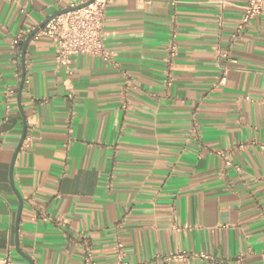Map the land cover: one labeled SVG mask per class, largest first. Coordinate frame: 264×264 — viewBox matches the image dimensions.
Wrapping results in <instances>:
<instances>
[{
    "label": "crops",
    "instance_id": "1",
    "mask_svg": "<svg viewBox=\"0 0 264 264\" xmlns=\"http://www.w3.org/2000/svg\"><path fill=\"white\" fill-rule=\"evenodd\" d=\"M80 1L0 0V264H116L117 242L131 263L264 264V12L231 39L246 0H110L109 61L65 67L44 35L22 61Z\"/></svg>",
    "mask_w": 264,
    "mask_h": 264
},
{
    "label": "built area",
    "instance_id": "2",
    "mask_svg": "<svg viewBox=\"0 0 264 264\" xmlns=\"http://www.w3.org/2000/svg\"><path fill=\"white\" fill-rule=\"evenodd\" d=\"M89 0H81L73 5L84 4ZM110 0H92L87 5L66 11L51 18L39 31L34 35H44L48 37L55 48L56 59L59 64L68 67L70 58L75 55L97 56L105 61L111 59V53L106 49L102 37V21L107 4ZM264 12V0H246L243 7V13L231 35V39L238 37L247 25ZM33 36V37H34ZM176 34L170 35L166 47V65H171L178 45L176 43ZM24 39V35L18 34L13 40L15 51H19L20 45ZM167 84L171 82L169 70L166 71ZM223 80V77L221 78ZM31 145V136L25 134L22 147ZM260 149L264 150V144L260 145ZM218 154L224 161V166H230L231 160L229 154L219 151ZM175 229L178 227L173 226ZM116 264H175L189 261L191 259H208V255L204 253H190L185 250H178L166 255H156L155 261L144 263H131L126 259L124 246L121 242L115 244ZM240 262V260H238Z\"/></svg>",
    "mask_w": 264,
    "mask_h": 264
},
{
    "label": "water",
    "instance_id": "3",
    "mask_svg": "<svg viewBox=\"0 0 264 264\" xmlns=\"http://www.w3.org/2000/svg\"><path fill=\"white\" fill-rule=\"evenodd\" d=\"M92 0H89L87 1L86 3L84 4H81V5H78L76 7H69V8H66V9H63L62 11L60 12H57L51 16H49L47 19H45L36 29H34L24 40L23 44H22V49H21V60L23 61L24 59V54H25V51H26V48H27V45L29 43V41L32 39V37L39 31V29L41 27H43L45 25V23H47L51 18L57 16L58 14H61V13H64L66 11H69V10H72V9H76V8H80V7H83L85 5H87L88 3H90ZM23 82H24V75L22 74V77H21V81H20V85H19V93H18V102L20 100V92H21V89H22V85H23ZM25 133H26V125L24 124L23 127H22V131H21V135H20V138H19V141L13 151V155H12V158H11V161H10V165H9V180H10V185L18 199V208H17V211H16V216H15V228L17 229L18 227V222H19V219H20V213H21V209H22V204H23V201H22V198L20 196V194L17 192V190L15 189L14 187V184H13V179H12V170H13V165H14V162H15V159H16V156L20 150V147L23 143V139H24V136H25ZM16 244H17V241H16ZM19 253L20 255L26 259L28 261L29 264H33L32 260L30 257H28L27 255H25L24 253H22L20 250H19Z\"/></svg>",
    "mask_w": 264,
    "mask_h": 264
}]
</instances>
